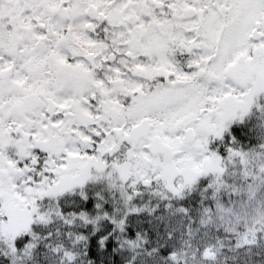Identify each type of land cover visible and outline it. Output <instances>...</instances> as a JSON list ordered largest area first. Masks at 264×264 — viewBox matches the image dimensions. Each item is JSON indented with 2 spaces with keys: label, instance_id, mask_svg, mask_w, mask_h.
<instances>
[{
  "label": "snow or ice",
  "instance_id": "obj_1",
  "mask_svg": "<svg viewBox=\"0 0 264 264\" xmlns=\"http://www.w3.org/2000/svg\"><path fill=\"white\" fill-rule=\"evenodd\" d=\"M0 264H264V0H0Z\"/></svg>",
  "mask_w": 264,
  "mask_h": 264
}]
</instances>
